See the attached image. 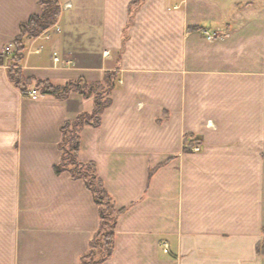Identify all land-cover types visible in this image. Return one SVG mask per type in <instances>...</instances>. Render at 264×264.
<instances>
[{"label":"crops","instance_id":"1","mask_svg":"<svg viewBox=\"0 0 264 264\" xmlns=\"http://www.w3.org/2000/svg\"><path fill=\"white\" fill-rule=\"evenodd\" d=\"M58 1L22 70L116 73L79 150L124 208L104 264H264V0ZM40 11L0 0V264H79L99 226L84 180L54 170L61 125L93 98L23 93L8 75L4 47Z\"/></svg>","mask_w":264,"mask_h":264},{"label":"trees","instance_id":"2","mask_svg":"<svg viewBox=\"0 0 264 264\" xmlns=\"http://www.w3.org/2000/svg\"><path fill=\"white\" fill-rule=\"evenodd\" d=\"M37 1L41 11L32 14L20 24V31L13 40V49L7 59L8 75L23 93L36 90L38 94L65 98L75 91L93 98L92 110L81 111L61 125L59 141L61 157L55 164L54 170L56 173L68 172L72 177L84 180L91 191L98 206L99 226L90 239L87 250L80 255L79 264H104L113 250L117 219L124 208L116 206L112 194L97 173L96 164L93 161L82 160L79 157V150L83 127L86 124H99L103 110L111 103V91L115 84L116 73L107 71L100 80L89 81L81 78L62 84H56L47 78L25 75L22 70V59L29 40L55 24L61 12L58 0ZM257 251L264 254V237L257 245Z\"/></svg>","mask_w":264,"mask_h":264},{"label":"built area","instance_id":"3","mask_svg":"<svg viewBox=\"0 0 264 264\" xmlns=\"http://www.w3.org/2000/svg\"><path fill=\"white\" fill-rule=\"evenodd\" d=\"M12 49H13V43H9V44H7L4 47V53H8L9 54V53H11ZM58 59H59L58 56H55V60H58ZM30 92L32 94H34V95L37 94L36 90L29 91V93ZM194 149L200 150L201 149L200 145H195ZM161 245H162V249H163L164 252H169L170 251V244H169L168 241H166V240L162 241Z\"/></svg>","mask_w":264,"mask_h":264},{"label":"rangeland","instance_id":"4","mask_svg":"<svg viewBox=\"0 0 264 264\" xmlns=\"http://www.w3.org/2000/svg\"><path fill=\"white\" fill-rule=\"evenodd\" d=\"M164 240H165V239H163V240L160 241V245H161L162 241H164ZM260 242H261V240H260ZM260 242H259V243H260ZM161 247H162V245H161ZM259 254H260V253H259ZM260 255H264V254H260Z\"/></svg>","mask_w":264,"mask_h":264}]
</instances>
